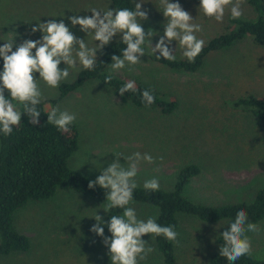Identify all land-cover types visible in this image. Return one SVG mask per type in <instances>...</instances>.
I'll use <instances>...</instances> for the list:
<instances>
[{"label":"rangeland","instance_id":"obj_1","mask_svg":"<svg viewBox=\"0 0 264 264\" xmlns=\"http://www.w3.org/2000/svg\"><path fill=\"white\" fill-rule=\"evenodd\" d=\"M143 2L141 9H147L148 19L141 21V25L146 33L152 30L156 35L151 37V44L146 39L145 56L139 64L132 66L131 71L126 65L112 74L137 80L164 96L171 95L177 108L168 115L156 107L137 108L109 87L97 81L88 82L55 105L76 114L73 124L79 130V147L69 158L68 166L95 180L116 153L123 157L134 152L148 153L155 162L141 161L135 178L138 187H143L145 180L157 178L159 189L172 190L179 170L193 165L198 167L199 174L183 190L190 201L213 206L250 201L264 188V120L232 108L230 102L247 94L264 99V46L245 38L228 49L211 53L195 73L172 70L157 62L159 53L152 51L163 35L166 23L163 9L159 0ZM169 2H178L194 22L202 25L197 36L205 44L228 31L230 6L225 9L223 21L217 22L204 16L200 0ZM107 7L113 8L110 0H0V46L13 31L15 45L24 39H39L41 33H31V28L49 19H63L76 37L94 46L99 42L80 31L79 25L72 26L67 17L91 16L89 8ZM241 8L243 16H251L246 0ZM118 40L119 35L109 44ZM108 45L97 52V60ZM169 47L175 49L176 59H184L178 43L173 41ZM59 67L63 69L64 63ZM82 70L79 65L69 68V78L59 86L74 81ZM109 71L108 66L106 72ZM34 75L39 78L38 73ZM39 83L42 102L59 98V86L52 89L42 81ZM8 95L5 91L6 98ZM105 203L66 188L58 189L46 201L28 203L14 214L13 220L15 228L28 237L30 249L26 253L0 256V264H111L103 240L89 231L96 223L92 219L96 213L104 220ZM131 206L140 219L156 217V208L137 203ZM225 223V220L205 223L192 216L178 215L176 264H206L219 251L216 240ZM257 225L259 231L247 235L252 255L264 259V220ZM142 239L155 251L140 264H163L153 236L146 234Z\"/></svg>","mask_w":264,"mask_h":264},{"label":"clouds","instance_id":"obj_2","mask_svg":"<svg viewBox=\"0 0 264 264\" xmlns=\"http://www.w3.org/2000/svg\"><path fill=\"white\" fill-rule=\"evenodd\" d=\"M159 3L166 23L163 25V35L152 46L153 53H159L156 58L175 61V49L169 47L175 41L182 49V56L190 63L195 62L205 44L197 36L202 31V25L194 22L191 14L178 2L159 0ZM243 3L244 0H200L199 8L204 16L222 22L225 9L229 6L231 18L239 19L243 14ZM142 4L143 0H138L134 9L89 8L91 16L67 17L72 26L79 25L80 31L90 36L92 41L99 42L94 46H89L85 39L76 37L63 19H49L37 23L31 28V33L39 31L40 38L24 39L18 45H15L16 33L13 31L0 46V59L3 61L0 70V134L9 136L13 128L20 124L22 114L28 117L30 124L38 125L41 111L37 106L44 99L39 82L55 89L61 81L69 78V68L79 65L85 70H93L97 64V52L108 45L113 37L119 35L126 47L121 55L111 56V63L108 64L109 75L104 82L109 83L112 80L111 73L124 69L126 65L131 71L132 66L139 64L140 58L145 56L143 45L146 39L151 44V37L156 35L152 30L146 33L141 25V21L148 19V11L141 9ZM61 62L65 65L63 69L59 67ZM35 73L39 74V78H36ZM5 91L9 94L7 98ZM129 91H136L135 81L129 80L118 89L121 96ZM141 98L146 106L155 102L152 89H145ZM75 120V113L61 110L59 106L52 107L47 113V122L62 132H68L69 125ZM114 157L107 167L100 170L95 180H89L88 188L99 186L106 190V203L103 205L105 212L122 209V213L110 216L107 221L106 227L110 236H104L102 225L105 222L97 213L92 218L96 223L89 231L103 237L102 243L108 249L111 264H140V261L146 260L155 251L148 241L142 239L144 235L163 236L178 245L179 233L173 225L158 224L154 216H149L146 220L138 218L135 208L131 206L134 203V190L138 187L135 179L138 167L141 161L154 163V158L148 153L140 152H134L127 157L116 153ZM120 157H123L124 163L120 162ZM159 159L162 160L163 157ZM159 186L157 178L145 180L143 183V188L149 191H158ZM257 231L258 225L248 221L247 213L243 209L239 210L234 220L220 234L223 244L220 245L219 256L233 264L242 256H250L252 245L247 233Z\"/></svg>","mask_w":264,"mask_h":264},{"label":"trees","instance_id":"obj_3","mask_svg":"<svg viewBox=\"0 0 264 264\" xmlns=\"http://www.w3.org/2000/svg\"><path fill=\"white\" fill-rule=\"evenodd\" d=\"M113 8L127 7L134 9L133 0H110ZM251 10V16H241L239 19L228 18V31L214 36L204 45L202 52L195 62H188L186 58L167 61L164 58L157 62L176 71L195 73L204 64L205 59L215 52L232 47L235 43L249 38L258 46H264V0H246ZM126 47L121 40L109 44L97 60L91 71L82 70L71 83L59 86V98L43 101L38 105L41 111L39 124L29 123L26 115L21 116V122L13 128L9 136L0 134V256L13 253H26L30 249L27 236L19 232L14 226V214L30 202H42L52 198L58 189L66 188L104 203L106 190L99 186L88 188L90 179L68 166L69 158L79 147V130L75 124L69 125L68 132H62L47 122V113L60 99L71 92L80 90L88 82L97 81L111 90L118 92L130 79L112 74V80L105 83L108 64L112 55H121ZM3 61L0 59V70ZM133 81V80H132ZM136 91H129L123 95L134 107H156L163 114H171L177 108V102L171 95L164 96L161 92L135 80ZM145 89H152L155 102L146 106L142 102L141 93ZM232 108L248 112L258 120H264V99L253 94H247L233 99ZM199 174L196 166H185L176 175L172 190H145L137 187L134 190V203L156 208V222L162 226L173 225L178 229V215H188L205 223H216L225 220L221 233L234 220L236 213L243 209L247 213L248 221L260 223L264 220V188L258 190L248 202L223 204L218 206L203 205L190 201L183 195L184 187L191 178ZM122 209H110L104 217V236L111 234L106 227L110 216L121 214ZM220 233V234H221ZM217 237V244H223L221 236ZM103 240V237H101ZM155 247L160 254L163 264H176L174 242L163 236H153ZM206 264H233L215 252ZM234 264H264V259H256L252 254L242 256Z\"/></svg>","mask_w":264,"mask_h":264}]
</instances>
